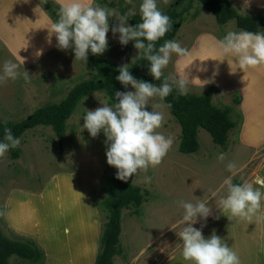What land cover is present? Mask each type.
Returning a JSON list of instances; mask_svg holds the SVG:
<instances>
[{"label": "rangeland", "instance_id": "1", "mask_svg": "<svg viewBox=\"0 0 264 264\" xmlns=\"http://www.w3.org/2000/svg\"><path fill=\"white\" fill-rule=\"evenodd\" d=\"M53 1L60 4L58 0ZM230 1L240 14L264 15L263 9L246 7L240 0ZM35 2L37 3L36 0ZM84 2L96 3L115 9L119 13L122 9L125 12L132 9L138 13L140 0H84ZM174 3L176 0H157V7L164 13ZM187 4L186 0L179 9ZM113 23L115 21L109 18L110 29ZM228 30H239L235 20L220 26L211 12L199 2H194L192 9L184 13L182 24L174 38L188 49L189 55L180 59L173 55L163 70L165 74H182L185 68L190 80L189 92L211 93L214 103L220 107L232 105L236 93L244 97L248 91L246 95L254 98L252 91L257 92L256 87L237 78L236 65L232 58H223L227 62L217 61L222 59L217 51V44L208 47L206 40L201 38L202 35H211L220 39ZM106 36L108 47L103 54L118 66L128 64V67L135 60L131 61L136 55L133 42L121 46L111 31ZM45 43L50 44L48 35ZM22 48L15 50L21 59L27 54L32 56L38 52L32 43L30 45L23 43ZM5 59L15 60L20 65L19 71L22 72L24 69L30 76L28 80L17 77L15 80L0 84V119L14 122L27 119L36 109L48 103L60 102L76 83L95 74V70L87 61L85 63L74 58L71 49L61 51L51 48L32 63L25 65L21 64L10 51L0 46V61ZM197 68L206 70L198 71ZM259 70L261 68L257 66L255 73L258 74ZM261 79H264V71ZM221 84L222 86H219ZM234 86L237 88L232 91H221ZM126 90L131 91V86ZM259 98L264 102V95ZM152 102L154 101H150V104ZM100 103H107L102 92L93 93L80 103L68 121L67 135L62 145L50 127L36 126L27 130L20 139L18 146L22 153L19 159H12L9 153L0 158V222L8 235L32 238L40 244L35 228H44L43 233L50 239L52 235L60 236L61 239L71 238L74 235L71 228H76L78 223L83 225L87 220L92 230L86 224L82 226L86 237L79 246L91 250L96 245L93 262L95 261L100 246L101 224L104 222L96 203L103 195L100 192V185L109 171V165L106 163L103 134L91 138L87 130H81L79 127V124H83V119L81 118L79 124L76 121L87 110L100 107ZM234 109L236 111L233 112L232 118L241 115L244 122L240 107L234 106ZM146 110L151 109L146 106ZM163 111L164 120L157 131L170 136L172 145L157 166L148 168L147 172L136 173L134 183L148 191L149 196L141 208L140 216H131L130 211H126L122 217L120 243L124 252L122 256L116 258L118 264H158L168 259L179 249V238L176 233L182 227L177 223L182 209L178 208L176 201L180 199L194 201L193 196L197 198L204 196L208 199V203L213 206L211 215L205 221L193 225L200 228L202 223L204 227L219 211L214 206L219 196L224 193L222 181L229 175L225 170V163L228 161L235 163L238 171L232 177V182L241 183L258 167L264 157V146L253 150L240 145L238 134L243 129V123L231 131L227 150L216 145L206 130L200 129L199 150L193 154L181 153L180 125L167 107ZM253 119L251 117V123ZM219 152L226 154L224 161H217L216 156ZM145 175L151 177L147 185L143 183ZM213 192L216 193L215 196L212 195ZM6 212L12 213L13 218L10 214H7L9 217L6 218ZM10 218L15 227L21 229L31 226L33 231L30 229L18 231L11 227ZM99 228L96 237L95 232ZM40 245L44 249V245ZM63 247L73 249L74 244ZM14 258L10 259L11 263Z\"/></svg>", "mask_w": 264, "mask_h": 264}, {"label": "clouds", "instance_id": "2", "mask_svg": "<svg viewBox=\"0 0 264 264\" xmlns=\"http://www.w3.org/2000/svg\"><path fill=\"white\" fill-rule=\"evenodd\" d=\"M136 12L129 9L121 14L115 9L106 8L96 3H85L84 0H64L56 9V19L51 22L48 30V42L55 36V47L58 50L71 49L76 60L85 62L89 53L103 54L108 47L106 34L111 31L113 37L121 46L133 42L136 55L131 59L143 58L148 62L147 73L153 81H160L159 85L134 78L128 64L119 65L115 80L125 89L131 86V91H115L113 103H100V107L87 110L81 118V130H87L91 138L102 133L105 144L106 163L116 169L115 178L128 181L138 171L147 172L148 168L157 166L172 145L170 136L157 131L164 120L165 98L175 89L178 95H187L190 80L183 69L182 74L164 73L173 55L177 59L187 57L188 49L180 41L166 39L159 46L156 41L164 37L172 28L170 18L157 7V0H140L138 7L139 22L129 25V17ZM109 18L115 23L111 29ZM217 51L222 59L232 58L239 69L264 65V32L228 30L217 41ZM20 65L13 59L0 61V84L17 77L30 78L26 70L19 71ZM206 70V69H198ZM150 101H154L150 104ZM150 107V111L146 110ZM20 143L19 137L13 135L10 128H3L0 137V158L4 157L10 148H16ZM226 154L219 152L217 161H224ZM225 170L229 173L222 184L224 193L215 202V208L220 213H226L227 218H240L251 221L259 216L261 199L264 193L259 187V177L252 181L244 180L233 183L232 177L238 169L234 162L225 163ZM151 177L145 175L143 183H150ZM216 195L215 192L212 193ZM194 201L180 199L176 201L182 209L177 221L182 225L176 233L179 238L180 256L187 264H240L235 251L225 240L213 231L207 238L202 235V227L193 225L205 221L210 215L212 207L204 196ZM218 218V217H213Z\"/></svg>", "mask_w": 264, "mask_h": 264}, {"label": "trees", "instance_id": "3", "mask_svg": "<svg viewBox=\"0 0 264 264\" xmlns=\"http://www.w3.org/2000/svg\"><path fill=\"white\" fill-rule=\"evenodd\" d=\"M52 21L56 19V9L59 7L53 0H36ZM186 0H176L164 12L172 24V28L165 36L156 41L159 46L166 39H174L183 21L184 13L192 9L194 2H199L205 9L212 13L218 25L225 26L230 20L236 21V27L252 32H264V15L240 14L230 0H187L188 4L179 9ZM121 13H125L122 9ZM139 22V14L129 17L128 23L135 25ZM87 62L95 70L89 79L76 83L67 93L66 97L58 103H48L36 109L27 119L14 122L0 119V137L3 128H10L13 135L19 140L29 129L36 126L50 127L62 145L67 135L68 121L80 103L96 92L105 95L107 103H113L115 91H125V88L115 80L118 75V65L109 60L104 54L87 56ZM148 62L143 58L135 59L129 66L131 75L140 80L159 85L160 81H153L147 73ZM232 100V105L217 106L211 93L178 95L175 89L165 98L164 103L170 104L167 108L181 128L179 151L184 154H193L199 150L198 132L206 130L213 142L223 150L229 147V137L232 130L243 123V117L234 116V106H239L242 101L237 93ZM9 156L19 159L21 148H10ZM116 169L109 166L108 173L103 177L96 206L103 217L101 224L100 246L94 264H115L116 258L122 256L124 250L120 243L122 232V217L126 211L131 216L141 215V208L147 202L149 193L137 186L135 175L128 181L115 178ZM239 183V182H236ZM15 257L13 263L10 259ZM46 254L41 245L32 238L11 237L0 222V264H45Z\"/></svg>", "mask_w": 264, "mask_h": 264}, {"label": "crops", "instance_id": "4", "mask_svg": "<svg viewBox=\"0 0 264 264\" xmlns=\"http://www.w3.org/2000/svg\"><path fill=\"white\" fill-rule=\"evenodd\" d=\"M60 3L64 0H58ZM244 6L249 8H260L264 10V0H240ZM52 20L42 10V8L35 2V0H0V46L6 51H10L16 59H19L21 64H30L35 59H38L43 53L55 47V36L51 37V43L46 45V36L48 35V28ZM54 38V39H53ZM206 40L208 46L217 44L218 38L211 35L201 36ZM211 40V41H210ZM53 42V43H52ZM30 43L33 44L34 49L38 52L30 56L29 54L21 58H18L15 50L21 48L22 45ZM29 48V47H28ZM44 48H47L44 49ZM25 49V48H24ZM258 74L255 73L257 67H249L245 69H237V78L242 82L256 87L257 92L252 91L254 98H250L249 94L242 98L240 107L244 115L243 129L238 134L239 143L241 146L250 149H260L264 146V102L259 96L264 95V79L262 73L264 71V65L259 66ZM240 76L242 77L240 79ZM219 86H222L219 85ZM237 87H231L228 89H222L221 91L229 92ZM240 110V111H241ZM250 114H252L250 116ZM253 117V122L250 119ZM257 151V150H256ZM259 177L261 184L264 185V157L262 162L254 169L244 180L252 181L254 178ZM243 180V181H244ZM259 187L260 191L264 193V186L254 185ZM261 207L259 210V216H254L251 221L240 218H227L226 213L218 211L213 218L201 229L202 235L207 238L213 231L215 234L223 238L228 246L239 257L240 264H264V198L261 199ZM8 212H6V218ZM10 214V213H9ZM8 214V215H9ZM10 216L13 218L12 213ZM11 219V227L18 231H33L31 226L17 228L13 225ZM27 220V218H26ZM85 224L92 230L91 224ZM83 225L78 223L76 228H71V238H62L60 236L52 235L53 237H47L43 232L44 228L37 229L38 239L40 244L44 245L46 251L45 264H94L93 258L96 252V245L94 249L88 250L81 248L79 245L86 237L85 231L82 228ZM100 226V223H99ZM87 228V229H89ZM100 228L95 232L98 236ZM97 239V238H96ZM64 242V243H63ZM74 244V248H67L63 246H71ZM117 260V259H116ZM115 264H118L115 261ZM158 264H187L186 261L180 256V250L178 249L168 259L163 260Z\"/></svg>", "mask_w": 264, "mask_h": 264}, {"label": "bare ground", "instance_id": "5", "mask_svg": "<svg viewBox=\"0 0 264 264\" xmlns=\"http://www.w3.org/2000/svg\"><path fill=\"white\" fill-rule=\"evenodd\" d=\"M210 41H211V40H210ZM208 45H209V44H208ZM208 47H209V46H208ZM210 47H211V46H210ZM209 49H211V48H209ZM209 49H208V50H209ZM212 49H213V48H212ZM214 50H215V49H214ZM206 52H207V51H206ZM202 55H204V54L202 53ZM199 57H200V55H199ZM201 57H202V56H201ZM201 57H200V58H201ZM196 58H197V57H196ZM205 58H206V57H205ZM192 61H193V60H192ZM199 62H200V61H199ZM213 62H214V61H213ZM222 62H223V61H222ZM226 62H227V61H226ZM224 63H225V62H224ZM191 64H192V63H191ZM195 64H196V63H195ZM200 64H201V63H200ZM225 65H226V63H225ZM198 66H199V65H198ZM202 66H203V65H202ZM193 69H194V68H193ZM197 69H199V68H197ZM197 69H196V70H197ZM198 71H199V70H198ZM200 71H201V70H200ZM193 74H194V73H193ZM201 74H203V73H201Z\"/></svg>", "mask_w": 264, "mask_h": 264}]
</instances>
